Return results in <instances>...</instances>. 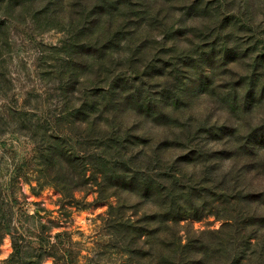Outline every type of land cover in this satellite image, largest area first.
I'll return each mask as SVG.
<instances>
[{"label":"rangeland","instance_id":"obj_1","mask_svg":"<svg viewBox=\"0 0 264 264\" xmlns=\"http://www.w3.org/2000/svg\"><path fill=\"white\" fill-rule=\"evenodd\" d=\"M0 264H264V0H0Z\"/></svg>","mask_w":264,"mask_h":264},{"label":"trees","instance_id":"obj_2","mask_svg":"<svg viewBox=\"0 0 264 264\" xmlns=\"http://www.w3.org/2000/svg\"><path fill=\"white\" fill-rule=\"evenodd\" d=\"M87 30H89V28ZM83 35H84L85 39L88 41V44H89L87 46V48L89 50L86 51L88 53L87 55H90V53L95 54L94 52H92V50H90V47L93 46L91 41H97L98 40V36L97 35L94 36V34L90 33V32H83ZM124 37L125 36H121L119 33H114V36L112 35L110 38H105V39H113L112 41L114 42V41H117V40L121 41ZM106 45H108V44H105L104 46H102L103 47V49H102V54L103 55L102 56H98L99 59L102 58L103 56H107V53L110 52L111 48H114V44L112 46L110 44L108 46H106ZM93 51H95V50H93ZM116 88L117 87L115 86L114 87L115 91H116ZM130 90L134 91V88L133 87H128V86L122 88L123 94L128 93ZM129 96L130 95H128V97ZM111 107H108V108L106 107L104 109V112L107 113L106 111L114 110V108H115L114 105H112ZM19 254H20V247H19V245L16 242H13V256H19Z\"/></svg>","mask_w":264,"mask_h":264}]
</instances>
